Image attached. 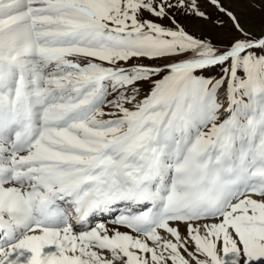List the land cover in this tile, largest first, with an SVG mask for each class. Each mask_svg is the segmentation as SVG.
Instances as JSON below:
<instances>
[{
	"label": "snow or ice",
	"instance_id": "snow-or-ice-1",
	"mask_svg": "<svg viewBox=\"0 0 264 264\" xmlns=\"http://www.w3.org/2000/svg\"><path fill=\"white\" fill-rule=\"evenodd\" d=\"M0 264H264V18L0 0Z\"/></svg>",
	"mask_w": 264,
	"mask_h": 264
},
{
	"label": "rangeland",
	"instance_id": "rangeland-1",
	"mask_svg": "<svg viewBox=\"0 0 264 264\" xmlns=\"http://www.w3.org/2000/svg\"><path fill=\"white\" fill-rule=\"evenodd\" d=\"M237 11L245 18L253 23L257 30L261 26V19L264 18V10L253 9L249 5L243 2V0H236ZM203 7V5H202ZM209 11H213L208 9ZM179 22L185 26L189 31L199 34L200 30L203 29L205 32L211 31V25L205 24L203 21L197 20V18L189 16L187 14L179 16Z\"/></svg>",
	"mask_w": 264,
	"mask_h": 264
},
{
	"label": "bare ground",
	"instance_id": "bare-ground-1",
	"mask_svg": "<svg viewBox=\"0 0 264 264\" xmlns=\"http://www.w3.org/2000/svg\"><path fill=\"white\" fill-rule=\"evenodd\" d=\"M92 222H106L108 224L111 223V217L109 216H100V217H96L94 218V220Z\"/></svg>",
	"mask_w": 264,
	"mask_h": 264
}]
</instances>
